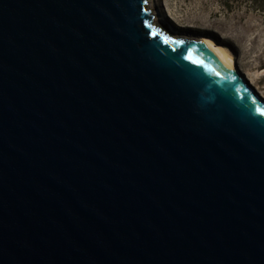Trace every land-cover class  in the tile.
<instances>
[{
  "label": "water",
  "instance_id": "obj_1",
  "mask_svg": "<svg viewBox=\"0 0 264 264\" xmlns=\"http://www.w3.org/2000/svg\"><path fill=\"white\" fill-rule=\"evenodd\" d=\"M262 113L149 0H0V264H264Z\"/></svg>",
  "mask_w": 264,
  "mask_h": 264
},
{
  "label": "rangeland",
  "instance_id": "obj_2",
  "mask_svg": "<svg viewBox=\"0 0 264 264\" xmlns=\"http://www.w3.org/2000/svg\"><path fill=\"white\" fill-rule=\"evenodd\" d=\"M149 5L169 32L210 38L222 46L249 84L264 93V16L256 4L250 0H149Z\"/></svg>",
  "mask_w": 264,
  "mask_h": 264
},
{
  "label": "bare ground",
  "instance_id": "obj_3",
  "mask_svg": "<svg viewBox=\"0 0 264 264\" xmlns=\"http://www.w3.org/2000/svg\"><path fill=\"white\" fill-rule=\"evenodd\" d=\"M155 21H157L155 19ZM158 24H160L158 21H157ZM176 35V34H175ZM202 40L206 41V42H209L211 43L216 49H218L222 54H224L230 61H232L233 63V66H234V62H233V58L231 56V54L229 52H227L222 46L216 44L212 39L210 38H202ZM234 69H235V66H234ZM251 80V83L254 84V82L252 81V78H250ZM258 85V84H257ZM255 86V85H254ZM256 87V86H255ZM257 90H259V93L263 96L264 98V93H262V91L259 89V87H257ZM264 92V91H263Z\"/></svg>",
  "mask_w": 264,
  "mask_h": 264
},
{
  "label": "trees",
  "instance_id": "obj_4",
  "mask_svg": "<svg viewBox=\"0 0 264 264\" xmlns=\"http://www.w3.org/2000/svg\"><path fill=\"white\" fill-rule=\"evenodd\" d=\"M252 3L256 4L264 16V0H250Z\"/></svg>",
  "mask_w": 264,
  "mask_h": 264
},
{
  "label": "snow or ice",
  "instance_id": "obj_5",
  "mask_svg": "<svg viewBox=\"0 0 264 264\" xmlns=\"http://www.w3.org/2000/svg\"><path fill=\"white\" fill-rule=\"evenodd\" d=\"M262 114H264V113H262Z\"/></svg>",
  "mask_w": 264,
  "mask_h": 264
}]
</instances>
